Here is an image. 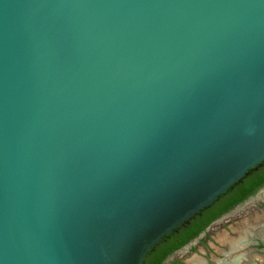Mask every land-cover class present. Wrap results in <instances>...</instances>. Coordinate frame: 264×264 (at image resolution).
Returning a JSON list of instances; mask_svg holds the SVG:
<instances>
[{"label": "water", "instance_id": "95a60500", "mask_svg": "<svg viewBox=\"0 0 264 264\" xmlns=\"http://www.w3.org/2000/svg\"><path fill=\"white\" fill-rule=\"evenodd\" d=\"M264 161V0H0V264H142Z\"/></svg>", "mask_w": 264, "mask_h": 264}, {"label": "flooded vegetation", "instance_id": "af4514ba", "mask_svg": "<svg viewBox=\"0 0 264 264\" xmlns=\"http://www.w3.org/2000/svg\"><path fill=\"white\" fill-rule=\"evenodd\" d=\"M190 263L264 264V184L160 264Z\"/></svg>", "mask_w": 264, "mask_h": 264}, {"label": "trees", "instance_id": "16d2710c", "mask_svg": "<svg viewBox=\"0 0 264 264\" xmlns=\"http://www.w3.org/2000/svg\"><path fill=\"white\" fill-rule=\"evenodd\" d=\"M263 184L264 161L249 169L244 177L232 185L225 194L219 196L210 206L205 207L181 227L164 236L161 242L148 252L142 264H160L167 254L186 244L212 220L240 203Z\"/></svg>", "mask_w": 264, "mask_h": 264}, {"label": "bare ground", "instance_id": "6f19581e", "mask_svg": "<svg viewBox=\"0 0 264 264\" xmlns=\"http://www.w3.org/2000/svg\"><path fill=\"white\" fill-rule=\"evenodd\" d=\"M189 262H190V261H189ZM191 263H192V262H191ZM191 263H190V264H191ZM193 263H194V262H193Z\"/></svg>", "mask_w": 264, "mask_h": 264}]
</instances>
